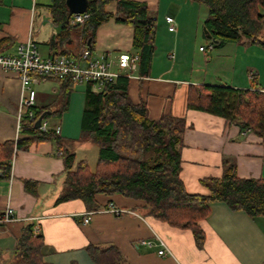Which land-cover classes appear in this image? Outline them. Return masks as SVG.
I'll list each match as a JSON object with an SVG mask.
<instances>
[{
  "label": "crops",
  "instance_id": "crops-1",
  "mask_svg": "<svg viewBox=\"0 0 264 264\" xmlns=\"http://www.w3.org/2000/svg\"><path fill=\"white\" fill-rule=\"evenodd\" d=\"M148 6L156 18L154 53L148 76L129 78L128 97L132 103L143 102L150 119L162 113L185 119L180 148L179 176L188 193L208 195L202 183L206 178H220L223 162L235 163L240 178H264V138L223 117L190 109L186 105L190 85H226L239 89L264 91V47L244 41L228 42L206 52L201 43L204 5L193 0H136ZM51 0H0V53L13 54L16 47L33 41L42 56L63 54L79 56L87 34L80 27H66L54 22L49 10ZM114 11L115 3L106 6ZM205 8V9H204ZM174 20L168 30L165 17ZM63 31V33L61 32ZM133 28L112 19L95 32L93 52L115 57L136 53L132 47ZM54 43L50 44V40ZM210 44V40L207 39ZM173 53V60H168ZM166 57V58H165ZM252 76H249V73ZM84 85H73L67 108L59 118L51 113L61 105L59 84L46 79L32 85V106L44 108V121L52 128L60 125L59 136L75 160H87V152L97 155L92 143L80 140ZM27 90L15 74L0 67V143L16 141L25 135L18 129L23 114L22 100ZM20 118L18 120V112ZM52 141L13 148L9 159V177L0 170V210L9 206L17 217L0 227V264H15L16 243L27 224L37 227L43 239L44 264H96L86 246H116L123 264H264V215L252 217L243 210H232L224 202L208 203V215L199 222L204 231L202 247H197L188 229H178L142 213L143 202L119 194H97L99 209L87 208L74 198L57 201L66 177L62 156L55 154ZM93 157V154L91 155ZM90 163V162H87ZM25 180L34 182L31 190ZM127 210L119 215L107 210L108 203ZM89 214V221L82 223ZM156 237L172 256H159ZM151 240L152 245L142 243Z\"/></svg>",
  "mask_w": 264,
  "mask_h": 264
},
{
  "label": "trees",
  "instance_id": "trees-1",
  "mask_svg": "<svg viewBox=\"0 0 264 264\" xmlns=\"http://www.w3.org/2000/svg\"><path fill=\"white\" fill-rule=\"evenodd\" d=\"M206 8L202 28L219 47L228 42L244 41L264 47V0H193ZM115 3V10L106 6ZM54 22L66 27H80L87 34L83 48L93 50L96 29L108 20L133 28L132 47L138 55L137 74L148 76L154 53L156 18L144 2L136 0H87L88 18L81 24L68 25L65 0H51ZM63 33V31H61ZM203 36L206 37L203 32ZM5 39L0 40L3 42ZM54 43V39H51ZM59 84L61 105L51 114L59 118L67 108L73 87L68 77L49 78ZM129 78L118 76L96 90L87 83L81 113L80 140L97 147L95 168L90 170L84 159L75 160L63 139L53 128L42 131L34 127L44 108L24 106L20 119L21 133L16 141L0 143V162L9 159L13 148L28 149L34 143L52 141L62 150L66 177L57 201L80 199L87 208L99 209L97 194L122 195L143 202L142 213L171 227L191 231L197 247H202L205 234L199 222L209 212L208 203L224 202L232 210H243L252 217L264 215V178H240L232 160L223 162L220 178H206L202 183L209 194L188 193L180 179V148L185 119L162 113L156 119L147 115L145 103H132L128 97ZM186 105L235 122L264 138V91L239 89L226 85L196 84L187 91ZM33 112V117L29 112ZM10 163H0L2 176L9 177ZM34 182L25 180L31 190ZM43 239L27 224L16 243L15 264H44ZM86 251L96 264H123L120 250L114 246L88 244Z\"/></svg>",
  "mask_w": 264,
  "mask_h": 264
},
{
  "label": "built area",
  "instance_id": "built-area-1",
  "mask_svg": "<svg viewBox=\"0 0 264 264\" xmlns=\"http://www.w3.org/2000/svg\"><path fill=\"white\" fill-rule=\"evenodd\" d=\"M89 14L85 11L83 13H74L67 19L68 25H76L83 23ZM169 24L168 30L174 29V20L171 16L165 17ZM212 44H209V48ZM203 49V47H200ZM173 53L168 54V58L172 59ZM137 61L138 55L136 53H119L115 57L109 56L107 53H94L88 48H83L77 57H70L63 54H52L42 56L37 45L27 40L20 43L16 47V51L13 54L0 53V67L7 72L15 74L21 83V89L27 90L28 97L22 100L21 106H32L35 90L32 85L37 84L49 78H61L68 77L73 85H84L91 83L93 88L96 90L102 89L108 83L114 81L118 76H125L128 78L136 77L137 74ZM252 76V73H249ZM29 115L33 117V112H29ZM18 120L20 118V111L18 112ZM20 125L18 129L20 130ZM50 128L47 122L44 120L40 121L38 129L46 131ZM56 133L60 132V125L52 127ZM248 131V130H246ZM55 154L61 156L62 150L57 148ZM109 211L119 215L127 210L118 208L109 202ZM89 214L86 213L83 216L82 223L86 224L89 221ZM17 217L13 214L9 206L4 207L0 210V227L6 225ZM38 231V228H34V234ZM156 245L158 246L157 254L159 256H172L171 251L166 244L156 237ZM142 243L152 245L151 240L142 241Z\"/></svg>",
  "mask_w": 264,
  "mask_h": 264
},
{
  "label": "water",
  "instance_id": "water-1",
  "mask_svg": "<svg viewBox=\"0 0 264 264\" xmlns=\"http://www.w3.org/2000/svg\"><path fill=\"white\" fill-rule=\"evenodd\" d=\"M65 5L68 10V17H70L74 13H83L86 11L87 0H65ZM203 32L206 35V38L210 40L211 44H218L217 40H214L209 33H206V30L203 28ZM42 116L40 115L34 122V127L38 128L40 121L42 120Z\"/></svg>",
  "mask_w": 264,
  "mask_h": 264
},
{
  "label": "rangeland",
  "instance_id": "rangeland-1",
  "mask_svg": "<svg viewBox=\"0 0 264 264\" xmlns=\"http://www.w3.org/2000/svg\"><path fill=\"white\" fill-rule=\"evenodd\" d=\"M205 9V8H204ZM201 45L203 46V48L205 49V51L206 52H209L208 51V45H209V43L207 42V39H203V38H201ZM174 57V56H173ZM166 58V57H165ZM168 60H170V59H168ZM171 60H173V59H171ZM93 145V144H92ZM93 147L96 149V146L95 145H93ZM93 154V157H91V155ZM87 162H90V163H88V165H89V168H90V170H93L94 168H95V156H94V152H92L91 154L89 153V152H87Z\"/></svg>",
  "mask_w": 264,
  "mask_h": 264
}]
</instances>
